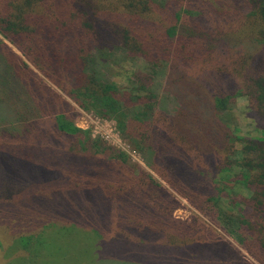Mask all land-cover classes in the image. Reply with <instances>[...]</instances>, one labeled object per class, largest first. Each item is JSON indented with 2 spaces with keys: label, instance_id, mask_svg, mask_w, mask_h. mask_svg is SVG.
<instances>
[{
  "label": "trees",
  "instance_id": "1",
  "mask_svg": "<svg viewBox=\"0 0 264 264\" xmlns=\"http://www.w3.org/2000/svg\"><path fill=\"white\" fill-rule=\"evenodd\" d=\"M0 37L62 93L0 40V264H31L52 231L79 234L84 223L98 258L119 245L137 248L132 262L251 264L196 219L176 220L175 197L78 128L63 96L113 122L160 180L215 208L224 232L264 264V142L247 141L235 162L225 144L238 98L264 134V0H0ZM114 50L143 63L126 86L93 65ZM233 165L250 194L237 210L231 198L221 207L228 187L215 179Z\"/></svg>",
  "mask_w": 264,
  "mask_h": 264
},
{
  "label": "rangeland",
  "instance_id": "2",
  "mask_svg": "<svg viewBox=\"0 0 264 264\" xmlns=\"http://www.w3.org/2000/svg\"><path fill=\"white\" fill-rule=\"evenodd\" d=\"M0 40L3 44L6 45L16 56L20 57L22 61H24L28 67L40 78L44 81V83L50 87L53 92L62 95V93L57 90L52 84L48 83L46 79H44L41 74L31 65L29 64L21 54L14 48L11 44L5 41L2 37ZM101 55V62L97 61V63H93L94 67L99 71V73L103 76L104 79L109 80L117 85L126 86L125 79L127 78L129 72H132L137 69L143 68V63L140 59H129L127 57L123 58V55L118 50H114L111 53L98 52L97 56ZM93 59V58H92ZM91 59V60H92ZM162 80H163V71L156 70L154 73L153 84L155 87V91L159 96H166L164 90L162 89ZM64 100L70 106V113L73 117V122L82 130H88L91 138H98L96 136L97 133L103 132L108 136V140L110 142H115V145L102 141V146L113 148L118 151H123L127 155L126 164L130 166L132 169L135 168L137 171V167L145 170V172L149 173L150 176L158 181L171 195L175 197L178 202V207L172 212V216L179 221L188 222L190 219L194 218L199 223H201L204 227H207L211 231V237L213 235L214 239H218L225 243H228L235 251H237L240 255H242L248 262L251 264H258L252 257L248 255V253L228 234L224 232V230L220 227L216 214L217 211L213 207L205 206V211L203 209H198L190 204L186 199L179 197L175 194L160 178L151 170L149 166V155L147 153H138L131 148V144L123 139L120 135L118 138L113 136V133L116 132L114 128L113 122L109 120L99 118L91 111L82 110L76 104H74L69 99L63 96ZM163 99V98H162ZM167 101L163 102L165 108L168 112L174 107V100L170 97H167ZM228 123L232 127V129H236V132H232L231 128V139L229 138L225 144H232L235 148L229 156L230 160L233 162L239 161L241 156V149L245 145L247 141H263L264 142V134L262 131H259L256 128L254 121L247 116L246 111V100L244 98H238L228 112ZM102 133V134H103ZM100 140V139H99ZM219 145L216 146V148ZM224 149L221 148L220 153H224ZM219 153V154H220ZM236 166H232V169L227 173H217L215 175V179L218 177L225 182L228 187L226 192H221V207L227 206L226 202L230 200V198L235 203V210L237 208L243 207L245 204L243 202L244 199L249 198L250 194L246 188L238 183V173L236 171ZM137 172H134L136 175ZM225 202V203H224ZM80 205V202H77ZM244 211H248V209L243 208ZM94 217V216H92ZM91 224L84 223L80 227H76L81 232L78 234L75 231L68 230L65 231H52L48 235V243L45 244L47 246V250H40L37 252L36 258L34 262L31 264H150L148 262H132L136 259L137 248L133 246H128L122 248L121 246L114 245V252L112 256H108V258H98L95 256L96 248H99V244L97 245L96 239L87 242L86 238L83 236V233L89 232L87 226ZM88 230V231H85ZM107 234V233H106ZM102 237V236H101ZM101 245V244H100ZM50 247V248H49ZM21 256H15L16 258H23ZM147 258H150L149 251L147 252ZM140 260V259H139ZM97 262V263H96ZM6 264V263H5ZM12 264H22L21 262H12ZM171 264H181V258H175L171 262ZM210 264H221L216 260H212Z\"/></svg>",
  "mask_w": 264,
  "mask_h": 264
},
{
  "label": "built area",
  "instance_id": "3",
  "mask_svg": "<svg viewBox=\"0 0 264 264\" xmlns=\"http://www.w3.org/2000/svg\"><path fill=\"white\" fill-rule=\"evenodd\" d=\"M111 122V121H110ZM77 126V125H76ZM78 127V126H77ZM79 128V127H78ZM115 128V127H114ZM116 130V129H115ZM103 132H99V133H97L96 134V136L98 137V138H100V139H103V141H105V142H107V143H110V144H112V145H115V142H110L109 140H108V136L105 134V133H103ZM111 133H113V136L115 137V138H118L119 137V134L117 133V131L116 132H111Z\"/></svg>",
  "mask_w": 264,
  "mask_h": 264
}]
</instances>
